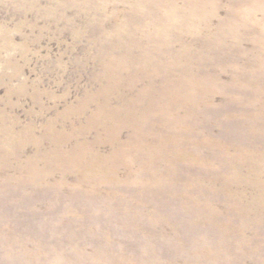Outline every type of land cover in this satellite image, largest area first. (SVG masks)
Listing matches in <instances>:
<instances>
[{
    "label": "rangeland",
    "instance_id": "obj_1",
    "mask_svg": "<svg viewBox=\"0 0 264 264\" xmlns=\"http://www.w3.org/2000/svg\"><path fill=\"white\" fill-rule=\"evenodd\" d=\"M137 1L0 0V131L7 132L0 133V264H264V221L258 220L256 225L240 216V206L227 202L229 193L222 188L223 180L227 181V177L232 175L230 169L234 164L231 160L240 150L238 147L248 146L251 150L244 151L264 153V133L250 135L248 115H240L249 109L260 110L259 105L253 107L249 101L263 99L260 98L263 97L260 90L264 91V86L257 89V83H250L257 79L258 84L264 85V62L259 58L264 52L253 49L257 43L252 42L248 35L253 27L247 20L236 18L238 32L223 36L219 49L211 51L205 61L199 58L202 61L195 63L196 70L204 73L215 70L213 75L218 74L216 70L222 69V64L231 66L230 71L220 77L219 83L226 85V89L220 90L214 97L206 89L203 97L212 98L213 102H197L200 116L192 121L198 125L196 130L199 134L191 135V138L185 134L183 139L189 150L193 149L195 154L211 164L191 166L179 161L169 166L172 160L160 164V170L164 173L169 171L170 179L179 191L187 192L203 203L208 200L207 207L212 213L205 215L200 211L202 206L193 211L181 204L182 198L154 194L152 189L147 197L135 195L136 190L141 188L135 184L129 183L130 187L126 188L121 183L118 186L120 193L112 199L94 194L90 185L82 188L76 185L78 176L86 174L97 175L112 183L111 173L104 169L89 170L84 162L74 160L72 155L83 146H95L97 133L92 129L89 133L81 132L78 128L96 120L97 109L104 103L98 99L87 106L85 113L79 114L76 110L81 109L78 105L84 101L85 93L90 92L93 96L97 92L94 88L102 67L101 45L115 43L122 29H126L123 25L122 28H115L116 23L125 21L128 10L136 7ZM156 1L162 0H151V5L157 4ZM233 1H223L220 19L227 18V13L233 9L258 11L257 21L259 25H264V0L263 4L258 1L257 5L251 0H244L229 8ZM140 10L144 15H163L168 8L153 9L140 4ZM200 15L197 22L188 21L190 23L183 25L202 35L211 30L209 21L213 19L208 8H204ZM212 23L218 28L217 19ZM184 37L190 40L187 33ZM244 37L248 39L241 43L240 39ZM168 39V50L184 53L185 47H179L180 43L172 46V41L177 39L175 36L169 35ZM162 42H156L158 52H161ZM191 43L194 44V52L204 51L200 38L191 39ZM257 46L260 47L259 44ZM233 65L242 69L237 76L243 81L239 87L231 88ZM173 73L180 80L184 76L178 71ZM204 73L191 75L208 82L209 76ZM159 83L155 80V84ZM209 86L212 89L216 84L209 81L208 89ZM192 93L196 96L195 92ZM69 110L75 112L67 117ZM176 117L162 119L167 130H172L168 123L172 121L175 124ZM51 119L56 122L57 129L73 132L70 138L84 134L81 137L84 140L71 144V148L65 150L66 154L51 150L46 152L48 157L58 156L69 161L68 168H57L56 178L52 180L55 182L62 174L68 173L69 184L64 187H54L56 183L52 182L33 185L18 172V165L26 164L37 156V146L43 151L50 148L43 130L44 124ZM260 122L264 123V119ZM30 125L36 128L38 143L36 147L29 146L20 152L15 144L27 140L19 138V135L26 134ZM72 125L76 127L73 129ZM85 127L88 125L82 126ZM156 134L157 129L153 130L152 136ZM208 138L227 147V152L205 145ZM109 150V146L105 147V154ZM12 152L23 155L20 159H17L19 154L12 155L5 159L7 164H4L1 156ZM262 162L260 167L264 168ZM134 163L132 176L140 165V162ZM119 167V178H125L130 169L123 165ZM189 173L197 177L198 184L202 182V187L187 189L182 186L187 182ZM250 176L248 164L243 165L241 177ZM235 187L242 190L246 202L256 194L250 185ZM122 188L126 190L122 191ZM187 193L182 196L183 199L188 198ZM215 221L227 225L226 232L229 231L234 239L241 236L239 229L242 231L248 225L247 235L243 237L253 242L252 247L245 248L246 252L228 248L226 233L220 226L218 230L215 228ZM259 234L262 235L260 242L256 243L259 246L255 247V237Z\"/></svg>",
    "mask_w": 264,
    "mask_h": 264
},
{
    "label": "bare ground",
    "instance_id": "obj_2",
    "mask_svg": "<svg viewBox=\"0 0 264 264\" xmlns=\"http://www.w3.org/2000/svg\"><path fill=\"white\" fill-rule=\"evenodd\" d=\"M150 1L138 0L136 7L130 11L128 10L125 21L116 23L115 28H122L121 25H123L126 29H122L115 43L105 46L101 45L100 56L102 57V67L97 80L98 84L94 88L97 92L93 96L90 92L85 93L83 97L84 101H81V104L78 105L81 109L76 110L77 113L82 114L87 111V106L90 103L98 99L104 103L102 107H98L99 109H97L96 120H93L90 124H81L78 128L81 132L86 131L87 133L92 129L97 133L98 137L95 146L92 148L83 146L78 153H73L72 155L74 160L84 162V166L87 165L89 170L101 171V169H104L111 173L110 182L112 183L104 181L97 175L87 176L88 174H86L85 176H78L76 185L80 188L90 185V189L92 188L91 192L94 194H102L112 199L120 193L121 189L119 190L118 186L121 183L126 185V188L130 187L129 183L135 184L141 187L139 190H136L135 195L146 196L150 195L149 193L152 191L158 195H172L173 198H182L181 204L186 208L193 209V211L197 209L196 207L202 206L200 211L205 212L206 215L207 213H212L207 207L209 201L204 200L203 203L199 198L189 196L187 192L179 191V187L171 181L169 171L165 170V174L160 170V164L165 160H168L167 163L169 160L173 161L171 164H168L169 166H174L179 161L187 162L191 166L195 164L209 166L211 164V162L209 163L201 158L198 153L195 154L193 149L189 150L187 143L183 142V139L185 134L186 136L190 135V138L191 135L197 136L199 134L196 130V126L198 125L192 121L193 118L200 116L197 102L201 100L213 102L212 98L205 99L203 97V92L206 89L208 92L211 91L213 93V97L220 93V90L226 89V85L219 83L220 77L223 73L229 72L231 66L227 67V64H222V69L218 68L216 70L218 74L213 75L215 74V70L204 73L205 71L200 72L196 70L197 67L195 65L197 62L202 61L199 58L205 61L208 55L212 53L211 51L220 48L223 36L230 35V32H238V27L235 23L236 18L239 21L247 20L252 25L253 30L248 35L251 36L252 42L257 43L254 44L253 49L264 52V25H259L257 21L258 11L244 12L233 9L227 13V18L220 19L219 14L224 9V0H162L160 2L156 1L157 4L153 5H151ZM242 1L244 0H234L229 5V8L237 6ZM251 1L256 5L258 1L260 4H263L262 0ZM140 4L144 7H152L153 9L166 6L168 10L163 15H159V13L144 15V13H141V10L139 11ZM204 8L210 10L213 21L217 19L218 28L210 20L211 30L199 35L194 33L192 27L191 29L190 27H185L183 23H190L188 21L197 22L198 18L203 15L200 14ZM170 18L173 21L169 20ZM185 33L189 35L190 40L185 39ZM169 35L177 38L172 41V46L174 43H180L179 47H185L184 53L181 51L179 53L175 49L168 50L169 46L166 47V44L167 40H169ZM193 38H200L202 40L203 52L196 53L193 51L194 44L191 43V39ZM246 39L248 38H241L240 42L243 43ZM158 41H163L161 52L157 51L159 47L156 45V42ZM258 44L260 47L257 46ZM222 48L225 49L223 46ZM259 58L264 62V54H260ZM232 68L233 78L229 87H239L243 80L237 75H239L242 69H239L235 65ZM176 71L184 74L181 80L175 78L177 74L173 72ZM200 73L209 76L208 82L204 78L192 76ZM155 80L160 82L159 85L155 84ZM209 81L215 83L216 86L212 89L209 86L208 89ZM250 83H257V89H260V86H264L258 84L257 79H253ZM260 91L263 94V97L260 98L263 99L258 100L253 98L249 101V104L253 107L259 105L260 110L249 109L240 114L241 116L248 115L251 123L250 131H248L250 135L255 134V132L264 133V123L260 122V120L263 121L264 119V91ZM192 92H195L196 96ZM39 95L35 98L36 102ZM73 112L75 110H69L67 117ZM171 117H176V121L175 124L172 121L168 123L172 129L170 131L164 127L162 119H170ZM78 125H80V122H78ZM83 125H88V127L82 128ZM75 127V125H72L73 129ZM57 128L56 122L53 119L44 124L43 135L50 142V148L45 151L41 147H36L38 142L35 137L37 131L34 125H30L26 134L20 133L19 138H27V140L19 143V145L15 144L16 150L24 152L29 146L37 148L36 157L29 160V163L18 165V172L28 179V183L33 185L51 183L56 178L57 168H68L69 161L58 156L53 158L48 157L46 152L51 150L56 153L66 154L65 150L70 149L71 144L77 140H84L81 138L84 137V134L78 135L76 138H70L73 136V132L69 133L66 130H59ZM155 129L158 130V134L152 136V132ZM0 133L7 134V132L1 131ZM127 133V139H124ZM205 145L215 146L227 152V147H224L213 138H208ZM7 146L14 150L10 144ZM107 146L110 147V150L105 154L104 148ZM238 148L240 150L231 160L234 164L233 169H230L232 175L229 178L227 177V181L223 180L222 188L229 193L226 201H230L232 204L238 203L240 206V216L258 225V220L264 221V180H262L264 168L260 167V163L264 161V153L244 151L251 150L248 146ZM13 153L15 152L7 156H1L5 162L4 164H7L5 159L12 155L19 154L17 159H20L23 155L19 152ZM224 154L226 155V153ZM133 161L135 163L140 162L139 168L134 171L135 173L133 172L135 176L130 175L135 169H131L133 168ZM245 164H248L251 170V176L248 178L241 177V167ZM121 165L126 166V169H130V173L127 172L125 178H121L122 176L119 178L118 175L120 171L119 166ZM67 176L68 173L62 174L57 181L52 182L56 183L54 187L68 185ZM196 178L194 174H190L187 177V182L182 186H186L187 189L202 187V182L198 184ZM222 178L224 179L223 175ZM243 184L250 185L256 190L255 196L248 202L245 201L246 199L244 200L246 196L242 190L235 187ZM107 185L109 186L106 187ZM151 189L152 191H149ZM124 190L126 189L122 188V191ZM185 193H187L188 198L183 199L182 196ZM122 198L124 199L125 197L122 196ZM142 199H145V197ZM260 201L262 202L259 203ZM229 208L232 211V208ZM213 214L216 213L213 212ZM215 223L217 230L218 226H220L225 231L227 246L231 250L246 252L247 249L245 248L252 247L253 242H248L243 237V235H247L249 230L248 225L242 231L239 229L241 236L234 239V236L229 231L226 232L228 229L227 225L218 221H215ZM260 236L262 235L259 234L255 237V244L260 242ZM258 246L259 244L255 245V247Z\"/></svg>",
    "mask_w": 264,
    "mask_h": 264
}]
</instances>
